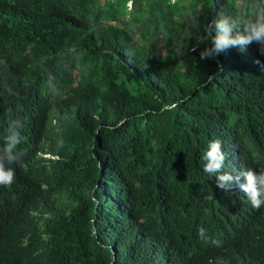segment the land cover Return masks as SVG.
Wrapping results in <instances>:
<instances>
[{
	"label": "trees",
	"instance_id": "16d2710c",
	"mask_svg": "<svg viewBox=\"0 0 264 264\" xmlns=\"http://www.w3.org/2000/svg\"><path fill=\"white\" fill-rule=\"evenodd\" d=\"M237 158L264 0H0V264H264Z\"/></svg>",
	"mask_w": 264,
	"mask_h": 264
},
{
	"label": "clouds",
	"instance_id": "9594fccd",
	"mask_svg": "<svg viewBox=\"0 0 264 264\" xmlns=\"http://www.w3.org/2000/svg\"><path fill=\"white\" fill-rule=\"evenodd\" d=\"M39 156H42L39 153ZM21 150L12 160L11 165L14 169L13 175L16 176V169L20 162ZM44 157H47L44 155ZM237 167L239 174L244 180H250L251 182L245 181V184L251 188L263 187L264 188V172L257 167V165L249 159L240 160L237 158Z\"/></svg>",
	"mask_w": 264,
	"mask_h": 264
}]
</instances>
